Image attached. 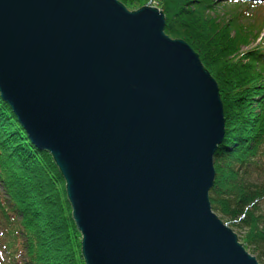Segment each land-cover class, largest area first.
I'll return each mask as SVG.
<instances>
[{
    "label": "water",
    "instance_id": "water-1",
    "mask_svg": "<svg viewBox=\"0 0 264 264\" xmlns=\"http://www.w3.org/2000/svg\"><path fill=\"white\" fill-rule=\"evenodd\" d=\"M154 6L0 0V93L66 181L86 264H260L213 210L217 80Z\"/></svg>",
    "mask_w": 264,
    "mask_h": 264
},
{
    "label": "trees",
    "instance_id": "trees-1",
    "mask_svg": "<svg viewBox=\"0 0 264 264\" xmlns=\"http://www.w3.org/2000/svg\"><path fill=\"white\" fill-rule=\"evenodd\" d=\"M119 1L132 9L148 0ZM155 1L165 32L187 41L218 81L226 136L214 157L212 208L264 264V35L255 33L264 25L245 18L253 16L245 9L259 10L264 0ZM218 8L231 13L228 19L215 14ZM0 255V264H86L65 178L1 93Z\"/></svg>",
    "mask_w": 264,
    "mask_h": 264
},
{
    "label": "rangeland",
    "instance_id": "rangeland-1",
    "mask_svg": "<svg viewBox=\"0 0 264 264\" xmlns=\"http://www.w3.org/2000/svg\"><path fill=\"white\" fill-rule=\"evenodd\" d=\"M144 5H150V6H154V7H157L158 8V4H157V1L155 0H148V1H142L141 4H136L134 8L132 9H129V10H138L140 8H142ZM247 5V4H246ZM248 6V5H247ZM160 9V8H159ZM236 10V8H233ZM239 10H243V7L242 8H237V11ZM246 10V14L247 15H251L253 14V16H249V17H246L245 18L247 19L246 23L248 25H255V27H261V25H264V5L260 7L259 10H256L254 9V7L250 8V9H245ZM233 11V10H232ZM231 11V12H232ZM215 14L219 15L221 18L224 17L225 19H228V17L230 16V12L227 11V9H224V8H218L216 9L215 11ZM255 33L256 34H260L261 33V36L264 35V26H262V29L261 30H257L255 29ZM260 40V39H259ZM258 44V41L257 42H254V45L256 46ZM218 82V81H217ZM218 216L220 217V215L218 214ZM221 218V217H220ZM222 219V218H221ZM223 220V219H222ZM224 221V220H223ZM226 224H228L239 236V239H240V242L242 244H244V246L246 247V249L251 253L250 249L245 245V243L243 242L242 240V236L240 233H238V231L236 229H234L230 224L229 222H226L224 221ZM81 250H82V234H81ZM252 254V253H251ZM253 256L256 257V254H252ZM2 256L0 255V260H1ZM85 260V259H84ZM260 264H263V263H260Z\"/></svg>",
    "mask_w": 264,
    "mask_h": 264
}]
</instances>
